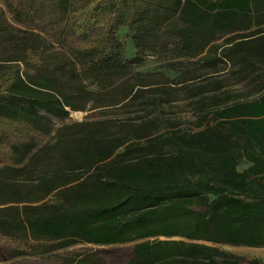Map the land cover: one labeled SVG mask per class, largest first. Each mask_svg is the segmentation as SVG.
Wrapping results in <instances>:
<instances>
[{
    "label": "trees",
    "instance_id": "trees-1",
    "mask_svg": "<svg viewBox=\"0 0 264 264\" xmlns=\"http://www.w3.org/2000/svg\"><path fill=\"white\" fill-rule=\"evenodd\" d=\"M263 25L264 0H0V252L264 264L222 247H264V28L233 35Z\"/></svg>",
    "mask_w": 264,
    "mask_h": 264
},
{
    "label": "rangeland",
    "instance_id": "rangeland-1",
    "mask_svg": "<svg viewBox=\"0 0 264 264\" xmlns=\"http://www.w3.org/2000/svg\"><path fill=\"white\" fill-rule=\"evenodd\" d=\"M264 27H260L257 29H253L251 31H240L234 34L235 35H242V34H249L253 32H257ZM120 34L122 39L125 41V55L127 57H132L135 54V47L131 41V38L126 36V29L125 27H121ZM227 37L217 41L221 43L226 40ZM178 61L177 59L174 60H157L153 55H149L145 58V61L142 65L135 67L134 74L140 72H148L151 70L157 69H165L170 64ZM118 86V85H117ZM117 86L111 88V90H97L98 94H107L110 91L117 88ZM90 104L84 109L80 110L81 113H77L75 111H71L69 119H83L84 117L90 115ZM78 111V110H76ZM244 162V161H243ZM241 163L240 168H243L246 163ZM92 247L93 249H97L100 255L105 258V264H128V260L132 255V244H115V245H91V244H77L68 249H64L59 251L58 253L47 255L45 257H30L27 259H21L15 262L7 259L6 256L0 252V264H64L65 258L72 256L74 252L79 250H85ZM222 247L245 256L248 260L254 257H264V247H251V246H233V245H222ZM243 264H249L248 262H244Z\"/></svg>",
    "mask_w": 264,
    "mask_h": 264
},
{
    "label": "bare ground",
    "instance_id": "bare-ground-1",
    "mask_svg": "<svg viewBox=\"0 0 264 264\" xmlns=\"http://www.w3.org/2000/svg\"><path fill=\"white\" fill-rule=\"evenodd\" d=\"M75 112H77V113H79V114L81 113V111H80V110H78V111H75Z\"/></svg>",
    "mask_w": 264,
    "mask_h": 264
},
{
    "label": "crops",
    "instance_id": "crops-1",
    "mask_svg": "<svg viewBox=\"0 0 264 264\" xmlns=\"http://www.w3.org/2000/svg\"><path fill=\"white\" fill-rule=\"evenodd\" d=\"M261 27H264V25H263V26H261ZM259 28H260V27H259ZM125 29H126V28H125ZM236 33H237V32H236ZM234 34H235V33H234ZM234 34H233V35H234ZM227 37H229V36H227Z\"/></svg>",
    "mask_w": 264,
    "mask_h": 264
}]
</instances>
